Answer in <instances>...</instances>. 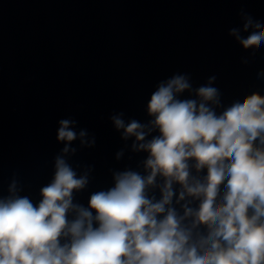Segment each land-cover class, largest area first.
I'll return each instance as SVG.
<instances>
[{"label": "water", "instance_id": "1", "mask_svg": "<svg viewBox=\"0 0 264 264\" xmlns=\"http://www.w3.org/2000/svg\"><path fill=\"white\" fill-rule=\"evenodd\" d=\"M241 10L264 23V0H0V196L15 177L21 195L39 202L64 147L57 130L65 118L95 137L94 147L72 142L77 152L68 162L78 175L92 169L74 203L88 207L93 192L114 186L113 172L145 175L148 154L132 151L134 138L123 140L110 116L123 112L126 122L147 123L151 94L174 74H188L193 88L215 76L223 105L218 114L253 92L264 95V77L257 75L264 70V45L245 50L229 35L243 28ZM179 98L195 96L185 91ZM191 174L202 179L207 169L192 167ZM180 189L173 185L172 207L183 215L185 203L195 209L199 200L186 196L177 203ZM148 195L158 201L160 188Z\"/></svg>", "mask_w": 264, "mask_h": 264}, {"label": "clouds", "instance_id": "2", "mask_svg": "<svg viewBox=\"0 0 264 264\" xmlns=\"http://www.w3.org/2000/svg\"><path fill=\"white\" fill-rule=\"evenodd\" d=\"M240 15L243 28L229 35L245 50H258L264 23L244 10ZM257 75L264 77V70ZM215 80L193 88L188 74L177 73L160 81L147 103V123L112 114L121 138H134L131 150L148 154L146 174L113 172L114 186L93 192L88 207L74 203V193L88 186L92 169L78 175L68 158L77 152L72 142L94 147L95 137L77 132L76 120L61 119L57 140L64 147L39 202L21 195L15 177L0 196V264H264V95L253 92L218 114L223 105ZM185 91L195 98L180 99ZM123 155L121 149L116 159ZM192 167L207 175L193 176ZM175 183L181 186L176 202L192 197L198 208L185 203L178 214ZM156 187L158 201L148 195ZM201 225L206 234L196 231Z\"/></svg>", "mask_w": 264, "mask_h": 264}]
</instances>
